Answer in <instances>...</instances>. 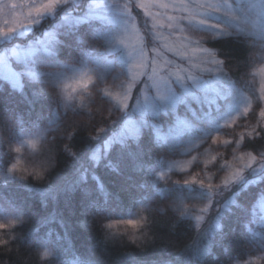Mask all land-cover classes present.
<instances>
[{
    "label": "trees",
    "instance_id": "1",
    "mask_svg": "<svg viewBox=\"0 0 264 264\" xmlns=\"http://www.w3.org/2000/svg\"><path fill=\"white\" fill-rule=\"evenodd\" d=\"M111 44L102 26L83 24L59 32L55 51L35 52L28 57L27 67L37 73L61 69L71 74L86 62L93 65L100 84L115 85L126 81L127 72L106 57ZM205 46L226 62L235 84L228 87L225 83L226 99L219 103V110L204 115L192 103L197 112L193 117L179 104L173 116L186 119L192 125L189 131L180 134L178 128L173 129L168 114L145 119L142 126L137 125L134 143L99 152L95 163V147L114 130L112 120L119 119L114 117L116 113L113 117L106 114L109 105L117 109L112 99L96 96L80 108L74 104L63 108L41 94L43 77L28 76L23 59L16 63L25 96L0 81V171L10 159L4 152L6 142L47 127L51 131L45 132V138L53 142L55 165L38 184L0 179V210L8 219L21 220L18 227L0 230V264H248L256 260L264 264L259 238L249 231L264 232L259 227V210L257 222L249 223L264 183L249 186L236 197L247 212L230 206L220 216L221 228L212 230L208 242L197 241L194 213L201 205V193L206 192L200 180L211 176L214 183H220L225 174L220 165L232 159L236 145H212L209 139L194 148L191 145L212 135L215 126L237 112L243 103L241 93L258 97L260 76L256 73L264 64V42L248 29L208 39ZM88 107L94 110L89 112ZM262 108L264 102L257 100L249 119L239 120L240 131L225 130L222 139H238L245 132L242 125L254 124ZM162 120L168 122L163 124L165 141L160 144L156 138L154 141L153 132L161 134L157 129H162ZM100 128L103 132L92 139ZM240 149L264 152V137L246 138ZM213 155L216 160L206 166ZM160 167L176 173L173 181L160 182L154 177ZM193 180L195 184L185 183ZM128 219L138 221V226L121 223ZM44 249H51L54 255L41 262L39 253Z\"/></svg>",
    "mask_w": 264,
    "mask_h": 264
},
{
    "label": "snow or ice",
    "instance_id": "2",
    "mask_svg": "<svg viewBox=\"0 0 264 264\" xmlns=\"http://www.w3.org/2000/svg\"><path fill=\"white\" fill-rule=\"evenodd\" d=\"M86 9L82 15L75 17L74 22L80 24L85 21L100 20L118 25L123 34H116L117 43L129 47V42H142L135 24L132 23L131 7L142 10L146 20L151 24L153 37L152 46L135 47L136 53L131 70V79L126 81L122 90L110 94L119 112L131 107L132 113H139L142 120L146 112L155 113L157 102L168 104L175 108L177 104L184 105L193 117L197 112L191 108L192 103L200 106L204 115H210L219 110V103L226 99L225 83L228 87H235L230 74L226 71V62L217 57L215 50L205 46L208 39L236 35L248 29L249 34L258 36L264 42V0H85ZM80 0H0V41L6 40L17 33L26 34L34 26L40 25L45 17L53 16L57 10L65 12L64 20L72 19L68 9H76ZM52 37L53 34L45 33ZM45 50H47L45 48ZM9 52L11 56H9ZM34 54V48L29 47L23 55L17 48L7 50L0 55V67L5 69L2 79L9 82L13 88L19 84L20 73L11 65L14 57L17 61L23 59L27 75L33 79H40L44 73L33 72L27 67L28 57ZM264 59V55H262ZM260 76L259 95L241 93L243 103L235 114L225 118L217 125L218 131L191 145V148L211 139L212 144L218 142L222 146L235 143L232 159L220 165L224 170L220 183H214L209 176L200 180V187L207 189V202L199 208L200 215L196 216L197 223L203 219V214L213 206L215 195L224 191L230 196L217 209L216 229L221 228L220 216L230 206L247 209L237 203L236 197L249 189V186L264 183V152L253 153L240 149L246 138L264 137V108L258 113L255 123L242 125L245 132L238 139H220L219 132L223 127L237 125L241 119H249L253 112V104L258 100L264 102V66L257 69ZM140 76L146 77L145 88L139 95H133L132 87ZM135 103L130 105L129 100ZM180 134L189 131L192 125L186 119H177ZM134 136L138 132L136 122L129 119L121 129ZM103 129L100 128L92 139H96ZM159 136V133H157ZM111 143V140L108 141ZM190 148V149H191ZM219 155L220 153L217 152ZM96 157L93 156V159ZM216 156H211L205 164L212 163ZM195 184L196 181H185ZM259 209V227L264 229V189H261L256 203L251 209L252 219L249 223L257 222ZM187 210V206H185ZM184 212L181 213L183 215ZM121 223L131 228L138 226V221L126 220ZM112 228L113 225H107ZM2 230V229H0ZM253 238H259L261 250L264 251V232L249 229ZM207 250H205L206 254ZM264 260V256L261 257ZM248 264H261L260 260L249 261Z\"/></svg>",
    "mask_w": 264,
    "mask_h": 264
},
{
    "label": "rangeland",
    "instance_id": "3",
    "mask_svg": "<svg viewBox=\"0 0 264 264\" xmlns=\"http://www.w3.org/2000/svg\"><path fill=\"white\" fill-rule=\"evenodd\" d=\"M235 2H236V0H235ZM84 10L85 9H82V11L78 14L71 13L72 19L69 21H65L64 16H63L62 17L63 20L59 23L60 27L65 25L68 28L73 29V28H76L80 25L89 24V23H95V24L97 23L100 26H102L104 28V32L111 39V42H112L110 48L107 50V53H106L107 56L106 57H108L112 61H115V62L117 61V63L125 69V72H127L126 81L130 80L131 79L132 64H133V61H134V58L136 55L134 48L143 46V47H145L146 50H148L152 46L153 37H152L150 22H148L146 20L141 9L136 8L134 6L130 8V12H131V16H132V23L135 24V27L138 30L140 36L143 37V40L141 43L138 44L133 39L129 42V47L125 48L124 45L117 43V41L115 40V36H116V34H118V32L123 34V29L119 28L118 25L111 24V23L104 22V21H100V20L85 21V22H82L80 24H76L74 22L75 17L82 15ZM0 26H2V21H0ZM61 31H65V30H59L58 33ZM66 31H67V29H66ZM45 33H51V34H53V36L50 38V37L46 36ZM58 33H57V31H55V29L46 30L43 32V34L40 37L36 38L35 40H29L24 45H11L9 47H4L3 49H0V55L4 54L9 49L17 48L19 50V54L22 56L24 51L27 50L29 47L34 48V53L38 52V51L43 52V53L54 52L56 49V45H57ZM18 34H20V33H18ZM45 48L47 50H45ZM9 56H11L10 52H9ZM17 62L18 61L14 57L11 59L12 68L15 71L19 72L16 68ZM263 66H264V64H263ZM5 71H6L5 69L0 67V81L2 83H4L5 85H7L9 89L15 90L20 95L25 96L23 89H22V82L23 81H22L21 75L19 78L18 87L13 88L9 82L2 79V76H3ZM75 72H87L90 75H92L93 77H95V79L97 80V83L100 84L98 82V78L96 77V75L94 73L93 65H91L89 63L85 62L82 65V67H80L79 69H77L73 73H75ZM145 81H146V77H144V76H140L137 78L136 83L132 87V93L134 96L139 95L141 90L145 88ZM121 90L122 89H120L119 91H121ZM96 96H97V98L102 97V95H100V94H97ZM95 99H96V97H95ZM134 103H135L134 99L129 100L130 105H132ZM62 106H63V108L68 109L72 106V104H64ZM179 106L180 105L177 104L175 106V108H177ZM107 108L108 109L105 110L106 114L113 117L114 116L113 114L116 113V115L114 117L115 118L119 117V119H118V121H116V119L114 121L112 120V122L110 124H113V123L116 124V126L114 127V130L109 133V136L108 135L104 136L103 139L100 141V143L97 145V147H95V150L93 151V156H95L96 158L92 159L94 163L97 162V158L99 159L98 155L102 154V153L99 154V152H101V151L108 152L112 146H119L120 147V146H123L125 142L126 143H134L136 141V139L138 138L139 129H138V132L134 136H130L127 133V131H125L123 135H120L121 129H123L125 126V122L127 120H129L130 118L136 122V126L139 125V123H141V126H142V124H144L145 119L156 117V116H160V117L162 116L163 117V116H165V114H168L169 115L168 119H170V120L172 119L171 125H172L173 129L177 128V119L179 117L177 118V117L173 116L175 108L173 109V107L171 105H168V104H162L160 102H157V107H156L155 113L152 114L150 112H146L143 115L142 120L140 118L139 113H132L131 107H129L128 109H125L124 112H119L117 109L112 108L111 105H109ZM166 121L167 120H162V123L160 124L162 126V129H157L158 131L161 132V134H159V136L157 133L155 136V132H153V130H154L153 125H151V127L149 128L154 133V141L156 138V141L160 144L164 143V141H165V139H164L165 131H163V129L165 130V127L163 124H165ZM238 122H237V125H233L231 127L221 128L220 132H219L220 139L223 138V135H224L223 132L225 130H234L235 128L237 129L239 126V123H240V122L239 123ZM157 125L158 124L156 123V126ZM237 130H238V132L240 131V129H237ZM37 131H42L44 133V136H45V134L51 130L49 129V127H47L46 129H40ZM216 131H218L217 126H215L213 128L212 133H215ZM109 140H111V143H108ZM209 143L212 144L211 139H209ZM171 170L172 169H170L168 167H165V168L160 167L157 170H155L154 177L157 180H159L160 182L173 181V175H175L176 173L172 174L173 172ZM170 187L174 188L175 185L172 184ZM161 188L162 187H160V189ZM205 191L206 192L204 193V195L201 193L202 202H201V205L196 208L197 213L196 212L194 213L195 218H194L193 222L195 223L194 227L197 230V236H198L197 241L202 240L203 242L206 243V242H208L209 237L211 236L212 230L216 228L215 225L217 222V209H219L222 206V204L230 196V193L227 191H224L220 194L215 195L213 198V206L209 208L208 212L203 214V219L200 221V223H197L196 216L200 215L199 208L202 206V204L206 203L207 199H208L207 189H205ZM256 200H257V198H256ZM156 203H158V201ZM257 210H259V209H257ZM7 216L8 215H6L5 212L2 213V210H0V220L8 219V218H6ZM258 253H262V252H258Z\"/></svg>",
    "mask_w": 264,
    "mask_h": 264
},
{
    "label": "clouds",
    "instance_id": "4",
    "mask_svg": "<svg viewBox=\"0 0 264 264\" xmlns=\"http://www.w3.org/2000/svg\"><path fill=\"white\" fill-rule=\"evenodd\" d=\"M43 73L44 76L40 83L41 94L55 104H74L76 108L85 105L97 94L111 98L110 94L117 93L115 89L124 87L126 83V81H120L115 85L98 84L95 77L87 72L69 74L61 69H44ZM87 110L91 112L94 109L88 107ZM52 143L51 138L46 139L42 131L28 133L15 141L6 142L4 152L10 159L7 167L0 171V179L7 177L25 183L31 181L33 184L43 182L55 165ZM20 224L19 219H4L0 220V229L14 228ZM106 224L109 225L111 222L107 221ZM53 255L51 249L41 250L39 260L41 262L49 260Z\"/></svg>",
    "mask_w": 264,
    "mask_h": 264
},
{
    "label": "flooded vegetation",
    "instance_id": "5",
    "mask_svg": "<svg viewBox=\"0 0 264 264\" xmlns=\"http://www.w3.org/2000/svg\"><path fill=\"white\" fill-rule=\"evenodd\" d=\"M82 9H86V3L85 0H80V6L76 9H68L70 13L78 14L82 11ZM65 15V12L63 10H57L55 15L45 17L40 25L34 26L33 29L29 30L26 34H16L14 36L9 37L6 40L0 41V49H3L4 47H9L11 45H24L29 40H35L36 38L40 37L44 31L55 29V31L59 30H70L71 28H68L67 26H61L59 23L63 20V16ZM59 34V33H58ZM58 39V37H57Z\"/></svg>",
    "mask_w": 264,
    "mask_h": 264
}]
</instances>
